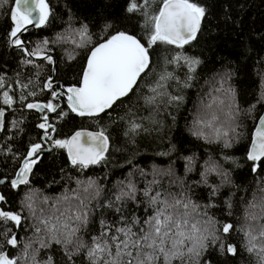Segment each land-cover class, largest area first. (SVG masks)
Instances as JSON below:
<instances>
[{
  "label": "snow or ice",
  "instance_id": "1",
  "mask_svg": "<svg viewBox=\"0 0 264 264\" xmlns=\"http://www.w3.org/2000/svg\"><path fill=\"white\" fill-rule=\"evenodd\" d=\"M8 2L9 0H0V8ZM150 4L151 0H129L125 9L128 14L139 13L144 17L143 27L147 33V46L127 31L116 30L90 49L79 86H69L61 93L52 91V99L47 103H27L26 107L29 110H46L48 113H55L58 105L54 101L59 96L66 95L68 108L72 113L80 117L99 116L112 109L117 102H123L124 98L138 87V82L150 67L149 50L153 46L159 43L183 49L185 45L197 40L198 33L202 30V23L208 16L207 8L193 0H160V5L154 12L150 10ZM53 14L54 10L49 0H12V6L7 12L10 21L7 33L8 44L20 49L26 56L43 59L49 64L54 63L53 58L46 54L47 46L50 43L67 41L68 37L57 36L55 41L45 39L43 47L37 45L31 51L24 49V41L21 39L29 25L36 28L44 27ZM111 28L112 24H106L104 31ZM75 35L79 40L72 39L71 42L77 48L84 47L91 41L86 24L76 30ZM70 58L74 57L70 56ZM173 59L177 62L183 59L189 72H195V67L200 63L198 59L180 53ZM24 63H32V61L27 60ZM257 75L259 77L257 103H264V70L259 71ZM171 78L170 74H162L158 80L147 85L148 92L153 94L145 96L147 105L155 104L158 98L162 99L165 95L166 103L170 105L178 106L183 101L181 95L160 91L167 87L164 82ZM192 79V76L188 77V81ZM17 86L21 89L28 87L27 84L19 82ZM190 86V83L184 85V87ZM4 88L5 81L3 76H0V90ZM44 88L52 89L51 79L44 84ZM10 91H12L11 85L7 90L0 92V103L8 107L13 104ZM28 95L35 96L36 93L29 92ZM25 99L26 97L21 94L20 101L23 102ZM162 102L165 101L162 99ZM206 107L212 109L213 104H208ZM238 111L237 109V113ZM237 113H233L229 105V111L223 114L225 117L223 120L216 111H210L206 116H198L194 121L193 135L209 143L222 140L223 148L229 149L233 146V139L238 140L240 135L235 124ZM63 115L67 113H63L61 118ZM4 117L5 112L0 108V128L4 126ZM43 120L44 122L38 127L44 130L45 137L51 140L48 130L51 128L55 131V128L48 123L47 115L43 116ZM140 129V124L130 122V133L135 134ZM206 129L208 133L205 132ZM52 146L65 149L71 165L82 170L105 160L109 141L103 130L95 133L77 131L70 139L54 140ZM41 147V144L31 146L22 167L16 173V178L11 180L13 189L29 184L28 177L33 165L38 162L39 158L36 154L40 152ZM246 158L252 162V173L257 174L261 163L264 162V116L259 118L255 127ZM224 159L227 161L230 158L225 156ZM189 163H191L190 158ZM209 174L221 176V184H209ZM260 179L264 181V177ZM0 183L4 181L0 180ZM201 183L208 185L210 189L209 202L204 205L205 211L201 212L200 205L194 203L185 191L173 193L162 186L153 187L160 185V181L153 179L143 190V197L147 201L144 211L148 213L151 209L150 214L145 218H141L135 211L126 215L122 205L116 208L119 220L113 222L101 220L99 233L91 235L90 240L78 235L82 227H87L89 213L85 200L80 199L79 192L73 190L72 194H65L62 200L51 206L52 211L49 215H41L38 218L42 227H36L35 232L46 234V239L40 241V247L61 246L71 264H75L73 257L80 255L82 251L87 264H211L210 259H205L209 248L216 249L225 257L240 255L241 249L227 242L235 230L243 234L245 241L242 245L243 250L249 255L256 256V264H264V187L252 194V200L241 199L245 205L247 223L237 229L231 222H224L221 227H217L220 221L207 211L217 207L214 198L220 194L225 184L230 183L228 172L222 170L219 165L213 164L202 173ZM77 184L80 185L81 182L77 181ZM94 185L95 181L89 180L87 186L83 187V192L89 193ZM125 187L127 190L116 197L117 201H122L126 197L134 201L139 208L142 201L137 196L136 186L129 182ZM4 200L5 197L0 195V201ZM77 200L79 203H74ZM24 206L35 215L31 190L25 196ZM226 207L228 215H234L233 204L230 201L226 202ZM257 208L259 212L253 213L252 210ZM22 220L23 217L17 212L0 210V237L3 238L0 242V264H21V256H13L4 249L19 247L20 239L13 228H20ZM30 248L32 243H25L24 259L28 258ZM31 260L32 264H38L35 255ZM44 264H54L53 257L49 256ZM225 264H234V261H226Z\"/></svg>",
  "mask_w": 264,
  "mask_h": 264
},
{
  "label": "trees",
  "instance_id": "2",
  "mask_svg": "<svg viewBox=\"0 0 264 264\" xmlns=\"http://www.w3.org/2000/svg\"><path fill=\"white\" fill-rule=\"evenodd\" d=\"M56 1L57 6L65 5V1L70 5V0ZM110 1L113 0H102L101 3L103 5ZM193 2L208 10V16L202 23L204 34L197 44L192 42L183 49L159 43L153 46L149 50L150 67L138 82V87L123 102H117L112 109L101 113L91 123V127L103 130L109 138V148L105 154L109 165H128L137 162L138 156L142 157L141 163L150 162L154 165L152 178L160 181V185L153 187L162 186L173 193L185 191L194 203L200 205L201 212L205 211L204 205L210 199L208 185L201 183L202 173L213 164L219 165L228 172L230 183L225 184L220 194L214 198L217 207L207 211L220 221L217 227H221L224 222H231L239 229L247 223L245 205L241 199L252 200V194L264 187V181L260 179L264 177V162L261 163L258 173L253 174L252 162L246 158L251 130L264 107V103H257V73L264 70V0ZM75 5L80 6L81 1L76 0ZM159 5L160 0H151L150 10L154 12ZM126 17L128 18L125 19ZM58 18L56 24L59 26L63 15ZM5 22L4 17L0 18V29ZM143 23L144 17L135 13L121 18L96 16L91 20L90 26L92 29L102 30L100 39L107 38L116 30H123L136 36L147 46V33ZM106 24H112V28L104 31ZM178 53L200 61L195 72H189L183 59L178 62L173 59ZM57 69L62 77L70 78L77 68L72 63H64L62 66L57 64ZM162 74H170L172 78L164 82L167 87L160 91L183 96V101L178 106L166 103V95L162 98L165 102L158 98L155 104L145 103V96L153 95L148 92L147 85L158 80ZM189 76L193 77L191 81H188ZM208 82L212 84L207 86ZM185 83H190L191 86L184 87ZM212 99L219 103L223 101L220 106L216 105L217 110L220 108L221 120L225 118L223 113L229 111V105L233 113L239 110L235 124L240 135L238 140L233 139V146L229 149L223 148L222 140L209 143L193 135L196 105L199 101L208 102ZM63 113L65 112L61 113L56 122L63 120ZM132 121L141 125V129L135 134L129 132ZM112 126L117 131H112ZM205 132L208 133V130ZM29 139L32 141L38 139V136L33 133ZM225 156L230 159L226 161ZM71 168L64 149L52 146L48 153L39 158L32 171L35 178L42 183L39 187L41 193L33 199L35 215L25 206H17V213L23 220L21 227L13 228V231L21 239L22 249L5 248V251L17 256L23 253L25 243L31 242L32 248L28 250L30 260L33 255L37 262L52 256L54 264H71L59 245H52L51 248L40 247V241L46 239V234L35 232V228L41 226L38 218L51 212V206L62 200L65 194H72L73 190L79 192L80 199H84L88 205L89 215L92 214L91 208L98 196L96 188L106 185L108 175L107 170L101 174H85L79 171L72 174ZM89 180L95 181V185L89 193H84L82 189ZM76 181L81 184L78 185ZM208 181L209 184L220 185L221 176L209 174ZM227 201L233 204L234 215H228ZM252 212L258 213L259 209H253ZM78 235L84 237L85 232L80 231ZM227 242L241 249L239 256L225 257L216 249L209 248L205 259H210L211 264H225L226 261H234V264H256V256L243 250L245 241L241 232L234 230Z\"/></svg>",
  "mask_w": 264,
  "mask_h": 264
},
{
  "label": "rangeland",
  "instance_id": "3",
  "mask_svg": "<svg viewBox=\"0 0 264 264\" xmlns=\"http://www.w3.org/2000/svg\"><path fill=\"white\" fill-rule=\"evenodd\" d=\"M81 5L76 6V0H70V5L65 1V5L58 4L56 0H49V3L54 10V14L50 17L49 22L46 26L41 28H29L21 39L24 41V49L31 51L40 45L43 47V41L45 39L55 41L57 36L68 37L67 41L59 43H50L47 46L46 53H51L58 57V65L62 66L64 63H72L73 67L77 68L80 65V58L84 56L88 47L92 42L100 38L102 30L92 29L90 26L91 20H94L96 16H113L115 18H121L128 14L125 9L129 0H113L106 4L101 3L102 0H80ZM12 6V0H9L8 4L3 8H0V18L4 17L6 22L0 29V76H3L5 81V88L0 92L7 90L8 86L11 85L12 91L10 95L13 97V104L11 107L0 103V108L5 112L4 126L0 128V178L8 179L13 175V171L19 164L20 158L31 143L30 135L36 134L38 131L35 129L34 124L36 122V112L25 108V104L32 101L35 98H45L46 92L42 90V85L45 78L49 74V67L41 61H34L31 57L26 56L20 49L14 48L8 44V31L10 21L8 19V9ZM77 18H75L74 14ZM59 15H63L60 25L56 23ZM59 19V18H58ZM87 25L89 33L91 35V41L84 47L77 48L71 42L72 39L79 40V37L75 35V31L78 30L82 25ZM204 34L202 29L198 33L197 40L193 41V44L201 39ZM74 57V58H70ZM31 60L32 63H24V61ZM18 82L21 84H27L26 89L18 87ZM212 84L208 82L207 86ZM29 92H35V96L28 95ZM23 94L26 99L21 102L20 97ZM215 102V103H213ZM213 104L212 109H208L206 106ZM221 105L215 99L211 101L198 102L195 107L196 117L206 116L210 111H216L220 117V108L217 110L216 105ZM226 113V112H224ZM223 113V114H224ZM193 121V124H194ZM93 123V121H90ZM87 123L83 119L76 117L70 113L57 125L55 131V140H61L68 135V133L75 129V127H83L92 125ZM195 126V124H194ZM112 131H117L116 127H111ZM49 149V146H48ZM137 162H132L128 165H109L107 159L101 161L99 164L90 165L86 169H79L78 167L71 168L70 172L73 174L76 171L85 174H101L107 170V183L103 187H98V196L91 213L89 215L90 223L88 228H81V232H85V240H90V236L98 234L100 231L101 220H107L113 222L119 220V213L116 212V208L124 206L125 214L130 215L132 211H135L141 218H145L147 214H150L151 209L148 213H145L144 206L147 203L146 198L143 197V190L148 186L149 182L152 181V173H154V165L148 163H141L143 158L138 156ZM8 168V170H6ZM77 182V181H76ZM131 182L136 186L137 196L142 201L141 206L138 208L134 201L123 198L122 201H117L116 197L120 196L123 191H126V185ZM42 183L35 178L32 174L29 175V184L20 185L19 188L13 189L11 185L7 183L0 184V195L5 197L4 201H0V210L17 212V206L23 207L25 196L31 194L33 199L40 194ZM111 205V207H109ZM27 208V207H26ZM28 209V208H27ZM51 212L45 214L49 215ZM42 227V225L40 226ZM15 231V230H14ZM43 233V232H42ZM45 234V233H44ZM18 239L19 236L17 235ZM0 241L3 238L0 237ZM21 239L20 245L17 249L21 250ZM61 247V246H60ZM63 252V251H62ZM84 252L80 255L74 256L73 259L75 264H87L84 259ZM21 256V264H32V260L29 258L24 259L23 253ZM65 256V255H64ZM66 257V256H65ZM76 257V258H75ZM68 259V258H67ZM46 260H40L38 264H44Z\"/></svg>",
  "mask_w": 264,
  "mask_h": 264
},
{
  "label": "flooded vegetation",
  "instance_id": "4",
  "mask_svg": "<svg viewBox=\"0 0 264 264\" xmlns=\"http://www.w3.org/2000/svg\"><path fill=\"white\" fill-rule=\"evenodd\" d=\"M103 39H106V38H103ZM102 41V39H97L95 40L94 42H92L90 44V46L88 47L86 53L84 54V56H82L80 59V65L77 67V69L74 71V73L72 74V76L70 78H64L62 77L61 75V72H58V69H57V61H58V57L55 56V61H54V65L52 64H49L47 62H44L45 60H36L34 59L35 57H31L34 61H41L42 63L44 62L45 65H47L49 67V74L47 75V77L45 78L44 80V83L42 85V90L46 92L47 96H45V98H42V99H39V98H35L33 99L32 101L30 102H41V103H47L49 100L52 99V96H51V92L52 91H56L57 93H61L63 91V89H66L67 87L69 86H79V80L81 78V75H82V71L84 69V66H85V58H86V55L88 53V51L95 45L97 44L98 42ZM13 47V46H12ZM15 48V47H14ZM49 79H51V83H52V89L49 90V89H45L44 88V84L45 83H48L49 82ZM55 104L58 105V108H57V112L55 113H48L46 110L44 111H37L35 109H32L33 111L36 112V122L34 124V127L35 129L38 131V133L34 134L35 136H38V139H35V140H32L31 143L27 146V148L24 150L21 158H20V161H19V164L18 166L16 167V169L13 171V175L14 173L16 172V170L20 167H22V161L23 159L26 157L27 155V152L29 151L30 147L34 144H41V150L40 152H38L36 155L38 156V158L42 157L44 154L48 153L51 148H52V145H53V141L55 140L54 137H55V131H56V127L57 125L62 121L60 122H56L58 121V118L60 117L61 113L62 112H65V113H70L76 117H79L80 119H83L84 121H87V123H91L90 121H94L97 119L98 116L96 117H80V116H77L76 114L72 113L66 103H65V100H64V97L63 95L62 96H59L55 101H54ZM27 104V103H26ZM25 104V105H26ZM26 108V107H25ZM44 115H47L48 116V123L51 124L54 128H55V131H52V129L50 128L48 130V135L52 137L51 140L47 139L45 137V134H44V130L40 129L38 127V125L40 123H43L44 120H43V116ZM66 117V115L64 116V118ZM63 118V119H64ZM91 126L93 125H87V126H79V127H75V129H78V128H88V129H96V128H92ZM91 127V128H89ZM74 129V130H75ZM73 131V130H72ZM70 131V132H72ZM100 131V130H99ZM69 132V133H70ZM68 133V135H69ZM67 135V136H68ZM106 135V134H105ZM65 136L64 138H60L61 140H65L66 137ZM107 136V135H106ZM109 139V138H108ZM48 146H49V149H48ZM34 159L36 157H33ZM39 160V159H38ZM35 166V165H34ZM12 175V176H13ZM10 178V177H9ZM8 179H5L6 181L4 182L7 183L8 182Z\"/></svg>",
  "mask_w": 264,
  "mask_h": 264
},
{
  "label": "water",
  "instance_id": "5",
  "mask_svg": "<svg viewBox=\"0 0 264 264\" xmlns=\"http://www.w3.org/2000/svg\"><path fill=\"white\" fill-rule=\"evenodd\" d=\"M35 26H33V25H29L28 26V29L29 28H34ZM100 42H102V41H100ZM100 42H98V43H100ZM97 43V44H98ZM96 45V44H95ZM94 45V46H95ZM93 46V47H94ZM23 47H24V45H23ZM25 48V47H24ZM90 51V50H89ZM89 51H88V53H89ZM87 53V54H88ZM47 55H49V56H51L52 58H53V61H55V56L53 55V54H51V53H46ZM86 57H87V55H86ZM34 59H36V60H43V59H39V58H37V57H35ZM52 65H54V63H52ZM84 67H86V58H85V66ZM82 73H83V71H82ZM82 76V75H81ZM63 97H64V100H65V103H66V105H67V107H68V104H67V99H66V95H63ZM28 103H41V102H28ZM41 104H43V103H41ZM25 107H26V105H25ZM26 109H28L27 107H26ZM69 109V108H68ZM70 110V109H69ZM261 116H264V107L262 108V110H261V112H260V114H259V116L257 117V119H256V121H255V123H254V126H253V128H252V130H251V133H250V140H249V144H248V147H247V150H248V148L250 147V145H251V139H252V136H253V133H254V130H255V127L257 126V124H258V122H259V118L261 117ZM77 131H84V132H93V133H95V132H99V130H97V129H88V128H78V129H75V130H73L72 132H70L69 133V135L66 137V139H70ZM108 141H109V139H108ZM31 148V147H30ZM30 150V149H29ZM247 150H246V153H247ZM64 152H65V155H66V158H67V160H68V154H67V151L64 149ZM106 154V153H105ZM23 162H24V159H23V161H22V165H23ZM68 162H69V164L71 165V163H70V161L68 160ZM21 168V167H20ZM20 168H18L17 170H16V172L14 173V175L11 177V178H9V180H8V183L11 185V180L12 179H15L16 178V173L20 170ZM33 168H34V165H33V167H32V171H33ZM31 174V173H30ZM29 174V175H30ZM29 178V177H28ZM0 180H3L4 182L6 181L4 178H0ZM0 184H3V183H0Z\"/></svg>",
  "mask_w": 264,
  "mask_h": 264
}]
</instances>
